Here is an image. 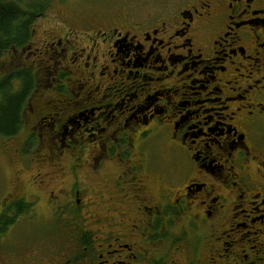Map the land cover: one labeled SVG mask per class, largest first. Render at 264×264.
I'll use <instances>...</instances> for the list:
<instances>
[{
	"label": "flooded vegetation",
	"instance_id": "1",
	"mask_svg": "<svg viewBox=\"0 0 264 264\" xmlns=\"http://www.w3.org/2000/svg\"><path fill=\"white\" fill-rule=\"evenodd\" d=\"M119 5L0 55V264H264V0Z\"/></svg>",
	"mask_w": 264,
	"mask_h": 264
},
{
	"label": "trees",
	"instance_id": "2",
	"mask_svg": "<svg viewBox=\"0 0 264 264\" xmlns=\"http://www.w3.org/2000/svg\"><path fill=\"white\" fill-rule=\"evenodd\" d=\"M51 0H0V55L11 47L21 48L31 39L35 19L50 11ZM25 73V71H24ZM22 75L23 72L17 75ZM24 75V74H23ZM24 86L21 92L11 93L10 82H3L2 91L5 100L0 104V133L11 135L20 127V111L26 94L31 87L30 76H23ZM9 83L6 88L4 87Z\"/></svg>",
	"mask_w": 264,
	"mask_h": 264
},
{
	"label": "rangeland",
	"instance_id": "3",
	"mask_svg": "<svg viewBox=\"0 0 264 264\" xmlns=\"http://www.w3.org/2000/svg\"><path fill=\"white\" fill-rule=\"evenodd\" d=\"M25 1V0H24ZM33 2L38 0H32ZM53 8L41 17L35 19L32 26L30 43L36 45L39 40L46 38L48 31H53L56 36H63L67 26L83 29L85 28V19L96 11L97 8L108 6L122 7L125 0H51ZM109 1V2H108ZM65 20L63 22L62 20ZM69 21V23H68ZM63 31V34H62ZM40 43V42H39ZM5 163V164H4ZM3 166H7L4 162Z\"/></svg>",
	"mask_w": 264,
	"mask_h": 264
}]
</instances>
